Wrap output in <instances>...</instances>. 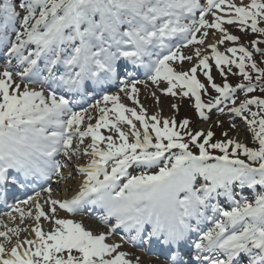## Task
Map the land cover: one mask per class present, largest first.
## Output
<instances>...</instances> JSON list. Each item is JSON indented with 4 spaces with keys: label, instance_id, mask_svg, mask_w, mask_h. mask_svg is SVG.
Segmentation results:
<instances>
[{
    "label": "snow or ice",
    "instance_id": "obj_1",
    "mask_svg": "<svg viewBox=\"0 0 264 264\" xmlns=\"http://www.w3.org/2000/svg\"><path fill=\"white\" fill-rule=\"evenodd\" d=\"M262 22L264 0H0L5 57L0 198L6 199L10 188L46 183L53 175L66 180L71 161L88 157L86 163L77 162L82 180L70 199L53 198L49 186L10 206V221L17 219L13 213L21 224L25 217L34 219V238L20 239L28 228L0 219V264H134L129 253L119 250L120 243L107 242L117 231L126 242L160 245L167 264H264V190L253 199L241 195L245 189H264V97L252 95L237 105L235 95L257 88L264 93V67L243 44L218 49L240 39L225 24L264 35ZM210 29L220 33L207 44L210 56L201 48L190 55L182 51L205 45ZM261 42L250 43L264 55ZM194 56L198 62L187 71L174 67ZM210 59L222 84L215 82ZM13 60L19 71H13ZM233 65L244 81L235 86L228 82L229 74L236 75ZM198 70L216 93L207 103L202 93L209 87L197 78ZM140 71L145 81L133 79ZM162 81L165 94L175 96L180 89V95L194 97L205 121L210 119L206 110L213 108L243 118L258 147L235 138L212 142L210 128L194 131L187 118L161 120L158 114L147 115L143 105L137 111L121 101L123 93L139 105L137 84ZM113 86L117 91L110 92ZM89 91L100 98L77 110L76 98H86ZM86 138L91 140L87 145ZM134 168L142 170L133 174ZM42 192L47 194L43 204ZM84 205L103 209L98 220L107 231L94 233L81 221L59 215L60 210L75 214ZM42 218L52 223L51 230L42 229ZM209 221L212 227L204 230Z\"/></svg>",
    "mask_w": 264,
    "mask_h": 264
},
{
    "label": "rangeland",
    "instance_id": "obj_2",
    "mask_svg": "<svg viewBox=\"0 0 264 264\" xmlns=\"http://www.w3.org/2000/svg\"><path fill=\"white\" fill-rule=\"evenodd\" d=\"M236 4H240L241 0H234ZM244 4H248L250 0H242ZM209 20L212 19L211 16L208 17ZM263 24V23H262ZM261 26V25H259ZM225 27L229 30V32L233 35H237L240 37L239 41L236 43L233 42H225L222 45H218V49L221 52H225V49L228 47H238L240 44H243L245 47H249L250 49L252 48L251 41L256 39V37L260 36L258 33L254 34L251 32L250 29L246 31H240L238 24H233V25H227L225 24ZM209 37L206 38L205 45H191L188 46L187 48L182 49V51L185 54H192V52L195 50V48H201L202 52L204 55H211V49L207 47V44L215 42V39L219 38L220 33L217 32L216 30L210 29L209 30ZM212 33H215V35H212ZM199 36V34H198ZM260 44V43H259ZM261 45V44H260ZM255 51V50H253ZM227 55H231L230 53H226ZM198 62L197 57H193L192 61H184L182 65L177 62L174 64V67H177L178 70H185L187 71L190 69L194 64ZM210 65H212V75L215 79V82L218 84H222L223 78L221 74L219 73L218 69L215 67V62L214 60L210 59L209 60ZM232 72L236 73V75L229 74L228 75V82L235 86L238 84V82H241L242 79L239 76V71L235 67V65L232 66ZM197 78L202 82L205 83L206 86L209 87V93H202V100L207 103L208 100L211 98V96H215L216 93L214 90L210 88V85H208L207 78L203 75V71L198 70L197 71ZM140 89V92L138 94V100L140 104H135L133 103L132 100H130L127 96L124 94H121V100L124 104H126L128 107H135L137 108V111H139L140 105H143V107L147 110V115L151 116L153 114H158L161 120L163 118H175L177 123H179L181 120L187 118L190 121L189 127L192 130H200L203 129L205 132L209 130V128L215 133V135L212 138V142H215L216 140H225L228 138H235L236 140L243 142L247 144L249 147L258 145L256 141L252 139V134L248 129V125L246 122L243 120V118L236 116L235 114L228 113L227 110H225L224 113H220L218 109H211V110H206V114L209 115L210 119L207 121L201 119L198 115V113L195 110L194 104H195V98L194 97H184L180 95V89H176L177 95H169L165 94L163 91H161L162 88L167 87V83L165 81H162L160 85H155L152 84L151 82L147 83V86L145 84H140L137 86ZM153 93L155 95H153ZM255 92L250 93V95H254ZM256 93H262L259 91V88H257ZM248 93L242 92V91H237L236 92V97H237V105L239 102L245 98L248 97ZM159 98V102H157L156 98ZM175 104L177 105V108H173L172 105ZM228 106H231V103H228ZM221 107H225V105H221ZM253 111H256V106H252ZM247 114V113H246ZM94 115H98V113H94ZM95 120L92 122L94 123ZM217 121H221L222 124H217ZM137 123V127H140L139 122ZM234 125V127H233ZM102 133L104 135H108V131L101 129ZM223 132H227V137L222 135ZM89 142H86L85 140V145H87ZM191 150L198 154V149L194 146H190ZM215 153L222 154L217 150ZM243 157V155H241ZM88 157H82L77 161L76 158H74L70 165L69 169L66 172V175L68 176L69 180H73V182H77V179L80 178V173L75 171V167L77 165V162L79 163H85L87 161ZM157 169H151V171H156ZM141 170H136L134 174L139 173ZM70 185V184H69ZM74 185V184H73ZM73 187V186H72ZM255 190L259 189V192L264 190L260 189L259 186L254 188ZM46 228L51 229L52 228V223L50 221H46ZM121 250V249H119Z\"/></svg>",
    "mask_w": 264,
    "mask_h": 264
},
{
    "label": "bare ground",
    "instance_id": "obj_3",
    "mask_svg": "<svg viewBox=\"0 0 264 264\" xmlns=\"http://www.w3.org/2000/svg\"><path fill=\"white\" fill-rule=\"evenodd\" d=\"M46 206H47L46 207V211H48V205H46ZM34 212H35V210H33V213ZM59 215L62 218H67V219H73V220H76V221H81L86 228L92 230L94 233H98L99 231H101L99 229V224H97L96 222H93L92 225H90V224L87 225L88 222L86 221V219H83V217L82 218L76 217V216H73L72 214H67V213H65V212H63L61 210L59 212ZM4 219H5L4 222H6L8 225H10V227L16 226V225H20V227L24 228V227H28L29 226V228H28L29 230H28V232H26V236L28 238H34V233H32L31 230H30L31 227L33 225H35L34 219H32V218L28 219V217H25V220H24L23 224H21L19 217H17L16 221H14V222L12 221L13 222L12 224H11V222H9L10 220L8 219V216H5ZM40 224H41L42 228H44L45 231L51 230V229H47V228L44 227V221L43 220L40 221ZM0 230H3L2 226H1ZM22 233H25V232H21V235H22ZM23 237H25V236H20V239H22ZM111 237H114V236L112 235ZM112 242H114V241H109L108 243H112ZM118 243H120V241H118ZM120 251H123V250H120ZM124 251L129 253V258L134 261V264H136L137 259H138V264H164L161 261H155L154 259L149 258V257L146 258L142 253H140L138 251L137 252L136 251L130 252L129 248H127V247L125 248Z\"/></svg>",
    "mask_w": 264,
    "mask_h": 264
},
{
    "label": "trees",
    "instance_id": "obj_4",
    "mask_svg": "<svg viewBox=\"0 0 264 264\" xmlns=\"http://www.w3.org/2000/svg\"><path fill=\"white\" fill-rule=\"evenodd\" d=\"M263 39H264V35H263ZM254 59L257 61L259 67H264V58H261V60H258V58H257V59L254 58ZM247 70L251 71L250 67H248ZM252 74H255V73L252 72ZM239 76H240V75H239ZM240 77H241V79H242V81H243L242 76H240ZM255 94L258 95V96L264 97V93H261V94H260V93H256V91H255Z\"/></svg>",
    "mask_w": 264,
    "mask_h": 264
}]
</instances>
